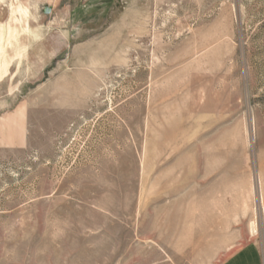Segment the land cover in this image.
<instances>
[{
    "label": "rangeland",
    "instance_id": "374dc122",
    "mask_svg": "<svg viewBox=\"0 0 264 264\" xmlns=\"http://www.w3.org/2000/svg\"><path fill=\"white\" fill-rule=\"evenodd\" d=\"M263 236L264 0H0V264Z\"/></svg>",
    "mask_w": 264,
    "mask_h": 264
},
{
    "label": "crops",
    "instance_id": "0c3cea01",
    "mask_svg": "<svg viewBox=\"0 0 264 264\" xmlns=\"http://www.w3.org/2000/svg\"><path fill=\"white\" fill-rule=\"evenodd\" d=\"M221 264H264V236L262 243L251 242L242 246Z\"/></svg>",
    "mask_w": 264,
    "mask_h": 264
},
{
    "label": "water",
    "instance_id": "95a60500",
    "mask_svg": "<svg viewBox=\"0 0 264 264\" xmlns=\"http://www.w3.org/2000/svg\"><path fill=\"white\" fill-rule=\"evenodd\" d=\"M51 12V9L50 8H45L44 9V14H49Z\"/></svg>",
    "mask_w": 264,
    "mask_h": 264
},
{
    "label": "bare ground",
    "instance_id": "6f19581e",
    "mask_svg": "<svg viewBox=\"0 0 264 264\" xmlns=\"http://www.w3.org/2000/svg\"><path fill=\"white\" fill-rule=\"evenodd\" d=\"M2 39V38H1Z\"/></svg>",
    "mask_w": 264,
    "mask_h": 264
}]
</instances>
